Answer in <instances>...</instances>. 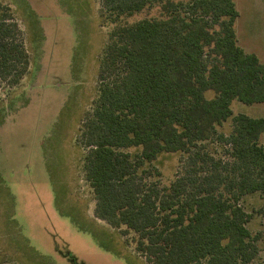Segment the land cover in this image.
<instances>
[{"label":"trees","instance_id":"trees-1","mask_svg":"<svg viewBox=\"0 0 264 264\" xmlns=\"http://www.w3.org/2000/svg\"><path fill=\"white\" fill-rule=\"evenodd\" d=\"M99 2L108 32L76 139L93 217L132 233L145 264H253L259 236L240 202L264 195V118L231 105L264 104V62L238 46L233 0ZM23 35L0 3V89L28 73ZM163 155L179 163L167 185L154 166Z\"/></svg>","mask_w":264,"mask_h":264},{"label":"rangeland","instance_id":"rangeland-1","mask_svg":"<svg viewBox=\"0 0 264 264\" xmlns=\"http://www.w3.org/2000/svg\"><path fill=\"white\" fill-rule=\"evenodd\" d=\"M237 43L264 62V0H233ZM23 32L28 73L14 89H0V264H145L129 233L93 217L94 202L81 171L77 130L97 87L108 28L99 0H0ZM155 12H142L128 22ZM232 114L264 118V104L231 105ZM230 123L219 130L227 133ZM264 148V134L260 137ZM213 152L220 153L217 144ZM177 155L154 166L167 185ZM246 228L258 235L264 264V195L243 197Z\"/></svg>","mask_w":264,"mask_h":264}]
</instances>
